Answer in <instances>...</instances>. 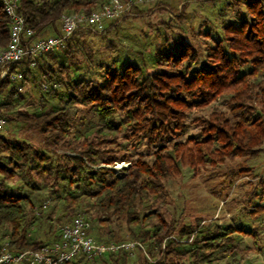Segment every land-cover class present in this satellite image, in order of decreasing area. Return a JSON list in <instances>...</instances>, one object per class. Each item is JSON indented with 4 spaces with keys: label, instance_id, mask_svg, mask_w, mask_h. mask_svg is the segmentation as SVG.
<instances>
[{
    "label": "trees",
    "instance_id": "1",
    "mask_svg": "<svg viewBox=\"0 0 264 264\" xmlns=\"http://www.w3.org/2000/svg\"><path fill=\"white\" fill-rule=\"evenodd\" d=\"M102 2L20 0L18 10L25 18L26 28L34 30L32 37L37 38L58 34L62 13L91 12ZM234 3L244 5L241 20L224 24L223 35L214 39L205 55L178 37L173 43L160 42L152 66L145 65L143 59L118 65L112 58L93 77H73V65L66 61L70 43L85 32L108 37L120 20L141 12L139 4L121 17L106 20L101 31L79 29L60 49L40 55L35 67L19 65L25 79L38 82L42 90L43 79L51 84L44 91L58 98V103L50 107L44 105L34 112L12 110L24 98L25 88L18 91L9 78L0 81V113L7 123L17 121L34 126L44 138L42 148H36L28 141L0 133V146L9 153L0 161L1 178L10 180L21 175L28 163L37 174L53 177L57 187L50 192V199H43L34 192L39 187L32 182H27L30 191H11L0 185V239L7 240L10 249H36L44 243L31 236V229L40 218L47 220L53 231L55 221L70 223L78 213L92 211L101 225L95 234L91 230L96 239L131 240L118 237L115 228L108 226L113 219L123 218L130 237L144 242L150 252L160 256L154 263L140 256L131 261L138 255L139 246L134 254L119 250L96 257L88 264H206L218 255L237 253L234 234L252 231L233 224H216L214 229L198 231L192 224L182 225L178 234L196 233L193 241L170 239L163 249L164 238L177 229V219H168L161 211L166 200L157 203L153 210L147 206L148 202L167 197L166 180L182 174L183 166L200 171L227 160L234 162L236 157L251 159L264 149V0ZM9 36L10 20L0 0V49L7 45ZM59 50L64 54L58 59ZM53 83L59 86L54 87ZM62 84L63 93L59 90ZM222 96L227 109L215 107L207 116L194 117L200 125V137L180 139L189 114ZM79 106L86 107L94 119L86 122L83 117L77 123L75 110ZM139 141L157 149L131 158L130 145ZM119 160L130 162L120 172L113 167ZM237 171L242 174V168L229 173ZM72 187L80 191L70 192ZM86 196L97 199L89 209L74 214ZM46 200L49 203L44 207ZM50 200L54 202L53 210L60 203L65 207L57 219L51 212L43 214ZM59 236L60 228L52 240ZM81 261L78 258L63 264Z\"/></svg>",
    "mask_w": 264,
    "mask_h": 264
},
{
    "label": "rangeland",
    "instance_id": "2",
    "mask_svg": "<svg viewBox=\"0 0 264 264\" xmlns=\"http://www.w3.org/2000/svg\"><path fill=\"white\" fill-rule=\"evenodd\" d=\"M234 2L235 0H147L139 3L138 10L141 12L132 13L128 18L120 20L118 26L113 27L106 38L99 32L78 34L75 37L76 41L70 43L71 52L66 61L73 65V77L80 74H86L88 77L97 76L101 67L104 69L112 58L118 65L127 60L140 62L143 59L145 65L150 66L153 63L154 51L160 42L169 40L173 43L178 37L189 41L205 55L208 46L214 44V39L223 35L224 24L238 23L241 20L244 5L238 6ZM57 52L58 59L62 58L64 52L60 50ZM50 59L48 57L49 61ZM34 73L38 74L36 70ZM59 90L65 92V85L62 84ZM23 93L24 98L15 104L12 110L34 112L44 105L50 107L58 103V98L47 95L39 83L32 80H28ZM215 107L227 109L225 97H219L210 105L191 112L186 121L187 126L179 138L185 140L193 135L199 138L200 125L194 121V117L207 116ZM75 112L77 123L81 122L83 117L86 122L94 119L86 107L79 106ZM78 127L82 128L79 124ZM0 133L19 141H28L36 148L43 146L44 138L38 129L22 122L11 121L0 130ZM130 148L131 158H136L140 153L153 152L157 146H149L145 141H139L135 146L130 145ZM58 151L68 152L64 149ZM7 154L9 153L0 146V161H4ZM129 163L128 160H119L113 167L120 172L121 168L128 166ZM29 166L30 164L26 163L21 175L17 174L10 180H3L0 175V185L11 191H30L27 182H32L39 187L35 193H39L43 199H50V192L57 188L53 185V177L39 175L29 169ZM240 168L242 174L239 171L233 175L229 173ZM76 190L72 187L70 192ZM166 192L168 195L165 199L159 198L156 203L148 202L147 205L153 210L157 203L166 200L161 211L163 210L168 219L172 217L177 219V229L164 238L163 249L164 244L170 239L193 241L196 233L184 236L178 234L177 231L182 225L192 224L198 231L214 229L216 224H233L251 230L252 234L240 232L234 234L237 253L218 255L212 258L211 263L206 264H264V149L251 159L236 157L234 162L227 160L217 167L209 166L200 171L183 166L182 174L166 180ZM96 199V196L84 197L81 208H77L74 214L89 209ZM53 206L54 202L50 200V206L43 214L51 212L53 218L57 219L65 207L60 203L53 210ZM88 214L92 220V233L95 234L101 225L96 220L95 212L91 211ZM63 222L55 221L52 231L48 221L40 218L35 221L31 236L42 239L44 243L50 242L57 235ZM108 226L115 228L118 237L132 239L123 218L113 219ZM0 240L4 241V238ZM141 243L138 255L133 256L131 261L140 256L147 262H156L160 255L157 252L154 255L144 242Z\"/></svg>",
    "mask_w": 264,
    "mask_h": 264
},
{
    "label": "built area",
    "instance_id": "3",
    "mask_svg": "<svg viewBox=\"0 0 264 264\" xmlns=\"http://www.w3.org/2000/svg\"><path fill=\"white\" fill-rule=\"evenodd\" d=\"M147 0H103L99 8L91 12H64L60 17V32L33 38L34 30L26 28L25 18L19 12L20 0H3L10 20V36L7 45L0 49V81L9 78L16 89L22 91L28 82L19 65H37L40 55L60 49L76 31L91 28L101 31L106 20L121 17L139 3ZM52 86L58 87V83ZM51 84L44 82V90ZM7 118L0 113V128ZM49 203L44 202V207ZM92 221L88 214L78 213L70 223L60 227L58 239L43 243L36 249L12 250L7 240L0 242V264H63L81 258V264L119 250L134 254L142 243L139 240L102 241L91 233Z\"/></svg>",
    "mask_w": 264,
    "mask_h": 264
}]
</instances>
